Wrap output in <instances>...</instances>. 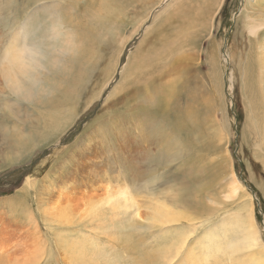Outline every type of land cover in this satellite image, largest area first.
I'll return each mask as SVG.
<instances>
[{"label":"rangeland","instance_id":"374dc122","mask_svg":"<svg viewBox=\"0 0 264 264\" xmlns=\"http://www.w3.org/2000/svg\"><path fill=\"white\" fill-rule=\"evenodd\" d=\"M158 1L11 0L25 24L62 5L85 47L66 90L34 112L35 149L0 145V244L13 242L0 264L36 242L37 264H237L259 247L233 251L247 213L264 245L252 64L264 29L249 32L264 0H176L163 13ZM166 209L174 221L155 223Z\"/></svg>","mask_w":264,"mask_h":264},{"label":"clouds","instance_id":"9594fccd","mask_svg":"<svg viewBox=\"0 0 264 264\" xmlns=\"http://www.w3.org/2000/svg\"><path fill=\"white\" fill-rule=\"evenodd\" d=\"M84 47L62 5L25 24L0 0V145L21 157L35 149L34 112L63 90Z\"/></svg>","mask_w":264,"mask_h":264},{"label":"bare ground","instance_id":"6f19581e","mask_svg":"<svg viewBox=\"0 0 264 264\" xmlns=\"http://www.w3.org/2000/svg\"><path fill=\"white\" fill-rule=\"evenodd\" d=\"M161 0H159L156 4V6H158L159 5V3H161L160 2ZM247 2L248 0H243V2ZM256 2H262L263 0H255ZM176 2V0H169V2L167 3V5H165L164 7H161L160 8V10H162V12L161 13H163L164 11H166L167 9H169L174 3ZM183 2V1H182ZM186 4V3H185ZM188 5V4H187ZM184 12V11H183ZM160 13V14H161ZM157 18V17H156ZM179 21V20H178ZM180 22V21H179ZM263 27V28H262ZM151 29V28H150ZM261 29V31L264 29V21H263V23H257V24H254V25H252V26H250L249 27V32L251 33V34H253V35H255L256 33H257V31L258 30H260ZM144 33H145V31H144ZM170 36V35H169ZM169 36L168 37H166V39L161 43V45L160 46H158V47H154V48H152V47H148V49H147V54H146V57L148 56V57H150V58H153V57H155L156 55H158L161 51H162V49L163 48H165V47H167V46H169V45H171L172 44V39L171 40H168L167 38H169ZM171 37V36H170ZM144 40L142 39V42H143ZM164 43H166V44H164ZM138 44V43H137ZM152 48V50H150ZM258 48V50H257V54H256V56H255V58H254V60L252 61V64H253V66L257 69V71L259 72V75L262 77V79H260V81H259V91H260V95H261V98L263 99V101H264V37H263V39L261 40V44L257 47ZM149 51H151V52H153L154 54H148V52ZM141 56H142V54L141 55H138V57H137V61L138 60H140V58H141ZM136 61V60H135ZM207 73H209V72H207ZM215 79V78H214ZM242 82H243V84L245 85V86H247V83H246V81H245V79L244 78H242ZM120 83H122V82H120ZM120 83L116 86V88L117 87H119V85H120ZM213 87V86H212ZM221 88V87H220ZM244 88V87H243ZM66 90V87L65 88H63V90H62V92L63 91H65ZM251 112V111H250ZM218 113V112H217ZM252 113V112H251ZM224 115V114H223ZM252 116V115H251ZM250 116V117H251ZM221 117V116H220ZM220 119V118H219ZM251 119V118H250ZM251 121V120H250ZM222 123V122H221ZM221 125V124H220ZM140 126V125H139ZM257 136H258V145H262L263 147H264V103H263V105H262V114H261V116H260V119H259V122H258V129H257ZM254 143V145H255V142H253ZM255 147H257L258 148V146L256 145ZM259 149V148H258ZM260 152H261V154L263 153V159H262V166H263V170H264V151H261V150H259ZM230 162V161H229ZM234 179V178H233ZM240 184V183H239ZM257 187H259V186H257ZM243 194V193H242ZM244 195V194H243ZM61 201V200H60ZM245 202V201H244ZM65 204V203H64ZM249 204H251V203H249ZM59 206H60V204H58ZM242 207V206H241ZM245 207V206H244ZM64 208V207H63ZM252 208V207H251ZM72 209V208H71ZM249 210H251L252 211V209H250L249 208ZM241 212V211H240ZM173 213V212H172ZM236 214V213H235ZM234 214V215H235ZM248 214V217H246V215L244 216V218H246V222H247V220H248V222L246 223L245 222V224H247V226L246 227H244L245 228V231H246V234H245V237H241V242H236V244H235V246H234V248H233V251H238L239 249H242V248H246V247H251V246H254V245H259V247L258 248H256L254 251H252V252H254V253H252V254H247L245 257H243V258H240V259H237V264H264V260H263V262H262V256L264 255V245L263 244H261L259 241H258V237H259V232L257 231V229H255V225H254V218H252V215L250 214V213H247ZM28 216H30V221H32L31 223H33L34 225H35V221H34V219H33V214H29ZM12 218V217H11ZM16 218H18V217H16ZM234 218V217H233ZM232 218V219H233ZM4 220V219H3ZM16 220V219H15ZM14 220V221H15ZM23 220V219H22ZM153 220H154V222L155 223H158V222H166V223H170V222H172V221H174V217L171 215V210L170 209H166L165 210V214L163 215V217L161 218V219H157V218H155V217H153ZM10 221V220H9ZM8 221V222H9ZM6 222V221H5ZM1 223V222H0ZM17 223H19V222H17ZM20 224V223H19ZM241 224V223H240ZM8 225V224H7ZM23 225V224H22ZM10 226V225H9ZM9 226H8V228H9ZM11 226H15L14 224L13 225H11ZM10 226V227H11ZM19 227V226H18ZM243 228V229H244ZM23 229V228H22ZM21 229V230H22ZM27 229V228H26ZM241 229V228H240ZM7 230V226L6 227H3V228H1L0 229V235L4 238L5 237V232H7L6 231ZM14 230H16L15 228H14ZM19 230V229H18ZM18 230H16V231H18ZM20 230V233L22 232ZM11 231V230H10ZM12 232V231H11ZM227 232V231H226ZM243 232H244V230H243ZM7 233H9V232H7ZM16 233V232H15ZM20 233L18 234V235H20ZM225 233V232H224ZM21 234H23V233H21ZM26 234H28V233H25V235ZM10 234H8V236H9ZM31 235V234H30ZM244 235V234H243ZM7 236V235H6ZM12 236H16V235H14V233H13V235ZM23 237H26V236H24V234L22 235ZM33 236V235H32ZM10 237V236H9ZM28 237V236H27ZM40 237V236H39ZM82 237V236H81ZM11 238V237H10ZM9 238V239H10ZM14 238V237H13ZM12 238V239H13ZM17 238H18V236H17ZM16 238V239H17ZM19 238H20V236H19ZM37 238V237H36ZM83 238V237H82ZM6 239V238H5ZM8 239V238H7ZM21 240H22V238H20ZM19 239V240H20ZM31 238H27L26 240L28 241V243L31 241L30 240ZM240 239V238H239ZM26 240L24 239V244H27V242H26ZM30 240V241H29ZM38 239H36V241H37ZM0 241H2V240H0ZM6 241L7 240H5V243H6ZM10 241V240H9ZM9 241H8V245H9V247H10V249H11V244L13 243H9ZM14 241V240H13ZM18 241V240H17ZM23 241V240H22ZM22 241H20V244H19V246L21 245V243H22ZM40 241V240H39ZM42 241V240H41ZM77 241V240H76ZM75 241V242H76ZM78 241H81V240H79L78 239ZM239 241V240H238ZM26 242V243H25ZM1 243V242H0ZM4 243V242H3ZM2 243V244H3ZM16 242H14V244H15ZM34 243V242H33ZM181 243H183V242H181ZM13 244V245H14ZM29 244H31V242L29 243ZM29 244H28V248H29ZM40 244V242H36V244L34 243V245H33V247H31V250L30 251H28L25 255H23V256H21V257H19V258H16V259H14V262L12 263V264H37L38 263V261H40L41 259H42V257H43V251H44V248H42V246L41 245H39ZM6 245H7V243H6ZM7 245V246H8ZM16 246H17V244H15ZM32 245V244H31ZM7 246H4V245H1L0 244V249L1 250H6V251H9V247H7ZM16 246L14 247V248H16ZM79 246V245H78ZM22 247V246H21ZM23 247H25V246H23ZM18 248V247H17ZM19 249H20V247H19ZM77 249V248H76ZM76 249H75V251H76ZM16 250V249H15ZM22 250H23V248H22ZM21 250V251H22ZM78 250V249H77ZM12 251H13V249H12ZM25 251V250H24ZM18 252V251H17ZM20 252V251H19ZM74 254V253H73ZM209 254H210V252H209ZM75 255V254H74ZM232 256V255H231ZM234 256V255H233ZM8 257V256H7ZM6 257V258H7ZM13 258V257H12ZM15 258V257H14ZM11 259V258H10ZM233 259H235V258H233ZM7 260V259H6ZM13 260V259H12ZM78 260V259H77ZM229 260H232V258L231 259H229ZM240 260H242V263L240 262ZM260 260V261H259ZM9 261V260H8ZM80 261L81 262H85V261H88V257H87V255L86 254H82L81 255V259H80ZM148 261H150V257H148ZM165 262L166 261H161L159 264H165ZM233 262V261H232ZM6 263H8L7 261H6ZM74 263H75V261H74ZM78 263V262H77ZM11 264V263H10ZM230 264H231V262H230Z\"/></svg>","mask_w":264,"mask_h":264}]
</instances>
